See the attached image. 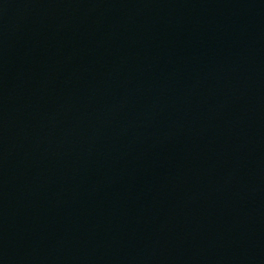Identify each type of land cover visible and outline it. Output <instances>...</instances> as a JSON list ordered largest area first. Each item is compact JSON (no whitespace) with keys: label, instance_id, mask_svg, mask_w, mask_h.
<instances>
[{"label":"water","instance_id":"obj_1","mask_svg":"<svg viewBox=\"0 0 264 264\" xmlns=\"http://www.w3.org/2000/svg\"><path fill=\"white\" fill-rule=\"evenodd\" d=\"M0 264H264V0H0Z\"/></svg>","mask_w":264,"mask_h":264}]
</instances>
